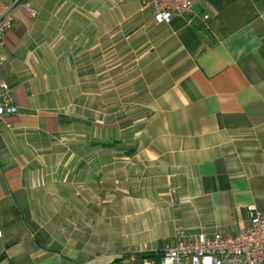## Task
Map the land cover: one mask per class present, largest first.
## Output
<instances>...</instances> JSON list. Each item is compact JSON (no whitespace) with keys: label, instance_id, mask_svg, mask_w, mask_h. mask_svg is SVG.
<instances>
[{"label":"crops","instance_id":"0c3cea01","mask_svg":"<svg viewBox=\"0 0 264 264\" xmlns=\"http://www.w3.org/2000/svg\"><path fill=\"white\" fill-rule=\"evenodd\" d=\"M31 6L0 49L17 106L0 124V264H142L178 228L231 236L264 212V0L164 23L145 0Z\"/></svg>","mask_w":264,"mask_h":264},{"label":"built area","instance_id":"2783aa9c","mask_svg":"<svg viewBox=\"0 0 264 264\" xmlns=\"http://www.w3.org/2000/svg\"><path fill=\"white\" fill-rule=\"evenodd\" d=\"M145 3L152 7L158 23L169 22L175 15L187 17L191 22L198 3L208 6V0H145ZM19 7H23L33 17L37 15L31 0H15L7 6L0 15V49L6 31L13 25L14 12ZM202 16L208 19L209 13L204 12ZM16 112L10 85L0 81V124L7 115ZM247 210L249 223L237 234H190L178 228L175 232L176 242L165 248L159 257H142V264H264V212L255 205L247 206ZM137 257L134 253L130 259Z\"/></svg>","mask_w":264,"mask_h":264},{"label":"trees","instance_id":"16d2710c","mask_svg":"<svg viewBox=\"0 0 264 264\" xmlns=\"http://www.w3.org/2000/svg\"><path fill=\"white\" fill-rule=\"evenodd\" d=\"M138 256H142V257H153V255H148V254H142V255H138Z\"/></svg>","mask_w":264,"mask_h":264},{"label":"rangeland","instance_id":"374dc122","mask_svg":"<svg viewBox=\"0 0 264 264\" xmlns=\"http://www.w3.org/2000/svg\"><path fill=\"white\" fill-rule=\"evenodd\" d=\"M60 145H61V144H60ZM53 149H57V148H56V146H54V148H53ZM48 150H51V148H49ZM46 163H47V162H46ZM46 163H44L43 165H45ZM34 165L37 167V166H38V165H37V162H35V164H34Z\"/></svg>","mask_w":264,"mask_h":264}]
</instances>
